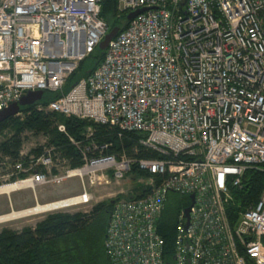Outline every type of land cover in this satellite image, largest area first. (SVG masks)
<instances>
[{
  "label": "built area",
  "instance_id": "1",
  "mask_svg": "<svg viewBox=\"0 0 264 264\" xmlns=\"http://www.w3.org/2000/svg\"><path fill=\"white\" fill-rule=\"evenodd\" d=\"M104 1L0 0V111L29 91L59 93L38 109L108 126L119 137L142 134L139 147L158 157L71 138L80 167L60 174L47 151L15 163L6 177L15 182L4 186L21 183L36 194L77 178L82 191L48 203L63 202L47 212L74 210L92 204L91 187L121 181L137 165L151 175L149 190L115 199L105 239L111 264H169L158 222L172 193L190 205L194 195V204L189 218L186 208L178 216L171 264H264V190L236 223L227 214L230 190L264 165V0H118L119 17L147 10L64 93L109 32Z\"/></svg>",
  "mask_w": 264,
  "mask_h": 264
},
{
  "label": "trees",
  "instance_id": "2",
  "mask_svg": "<svg viewBox=\"0 0 264 264\" xmlns=\"http://www.w3.org/2000/svg\"><path fill=\"white\" fill-rule=\"evenodd\" d=\"M118 14V0H105L101 16L107 22L109 31L116 26L124 30L129 24L126 15L119 17ZM104 57L105 52L96 48L68 79L64 93L70 91L79 80L89 77ZM60 96L59 93L45 92L41 101L22 107L20 111L22 117L14 116L1 123L0 135L6 130H12L14 134L0 143V153L14 159L18 158L22 147L21 134L25 131H33L47 135L48 146L53 148V151H57L72 168L80 167L83 162L81 153L71 138L75 142L84 144H88L91 140L101 144L112 143L109 153L126 151L128 155L138 158L158 157L156 153L145 152L139 147L142 134L125 133L119 137L117 130L108 126L38 109L39 105L46 108L50 102ZM57 121L65 126V133L58 129ZM89 129L94 133L87 139ZM136 147L139 148L137 152ZM41 151L40 148L33 152L40 155ZM130 176L138 179L148 178L151 175L139 171L137 165H134ZM148 188L141 187L135 195L125 198L142 197L147 193ZM263 190L264 165L248 169L242 178L241 187L230 190L232 200L227 205V214L233 224L236 223L241 212L260 200ZM120 198L123 197L118 199ZM183 198L172 193L158 222V232L165 242L169 264L173 256L178 216L182 209L190 205L188 199L185 203H181ZM115 201L97 203L89 213L79 211L49 214L35 227H24L21 230L4 228L0 232V264H111L105 248V239Z\"/></svg>",
  "mask_w": 264,
  "mask_h": 264
},
{
  "label": "rangeland",
  "instance_id": "3",
  "mask_svg": "<svg viewBox=\"0 0 264 264\" xmlns=\"http://www.w3.org/2000/svg\"><path fill=\"white\" fill-rule=\"evenodd\" d=\"M45 112L50 111L46 110ZM16 116L22 117V115L20 114ZM61 124V122H56V125ZM13 134L14 133L12 130H6L0 135V143L9 139ZM21 139L22 147L18 158L14 159L11 156H4L0 153V188L7 183L15 182V179L12 177L11 180L6 178L9 173H13V165L15 163L27 160L30 156H40L47 151H51L52 155L54 156L56 160L57 171L60 174H64L66 170L70 169L71 165L67 161L63 160L57 151H52L54 149L48 146L49 138L47 137V135L37 134L33 131H25L21 134ZM40 148L42 149L40 155H37L33 152L35 149ZM148 181L149 180L145 177L135 179L132 178V176H128L121 181L111 180V182L108 184L93 186L90 188V191L94 195V199L90 206H82L74 210H71L69 208L57 212H44L37 215L27 216L26 218L24 217L13 220L11 222L1 224L0 232L4 228L21 230L24 227H35L38 222L42 221L47 215L53 213H74L79 211L89 213L86 211H90L97 203H101L107 200H115L119 197L125 198L129 195H135V193L139 191L141 187L147 184ZM81 191L82 186L79 179L68 178L58 184L48 183L46 185H41L36 189V194L32 189H23L12 192L10 194H0V216L10 214L14 211H22L34 208L37 205H47L48 203L79 194ZM186 201L187 198L184 197L180 202L185 203Z\"/></svg>",
  "mask_w": 264,
  "mask_h": 264
},
{
  "label": "water",
  "instance_id": "4",
  "mask_svg": "<svg viewBox=\"0 0 264 264\" xmlns=\"http://www.w3.org/2000/svg\"><path fill=\"white\" fill-rule=\"evenodd\" d=\"M147 9H140L138 11H135L133 13H130L127 16V20L130 21L134 19L137 15L145 12ZM121 31V28L119 26H116L112 28L107 35L104 37V39L99 44L98 48L105 52L106 49L109 46V43L117 36V34ZM44 96L43 91H29L19 103L13 104L10 107L0 111V124L5 122L6 120L10 119L11 117H14L18 115L22 109V107L30 106L36 103L37 101H41ZM191 198V205L185 209L186 217L189 218V214L191 211V207L194 204V195L190 196Z\"/></svg>",
  "mask_w": 264,
  "mask_h": 264
},
{
  "label": "bare ground",
  "instance_id": "5",
  "mask_svg": "<svg viewBox=\"0 0 264 264\" xmlns=\"http://www.w3.org/2000/svg\"><path fill=\"white\" fill-rule=\"evenodd\" d=\"M23 189H27V188H22L21 183L20 184H12L10 186L7 185V186H3L0 188V194H10L12 192L23 190ZM62 204H63V202L47 204V205H37L36 207L30 208L27 210L14 211L10 214L0 216V225L3 223L5 224L7 222H11L13 220L20 219V218H24V217L26 218L27 216L37 215V214L47 212L48 210H51L52 208H55V207L62 205Z\"/></svg>",
  "mask_w": 264,
  "mask_h": 264
}]
</instances>
